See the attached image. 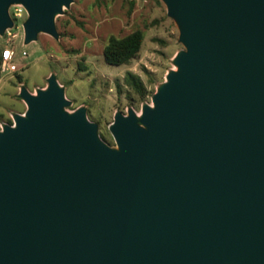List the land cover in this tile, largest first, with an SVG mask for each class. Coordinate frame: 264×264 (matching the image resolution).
Wrapping results in <instances>:
<instances>
[{"label": "water", "instance_id": "1", "mask_svg": "<svg viewBox=\"0 0 264 264\" xmlns=\"http://www.w3.org/2000/svg\"><path fill=\"white\" fill-rule=\"evenodd\" d=\"M73 0L27 11L59 36ZM185 47L144 104L98 135L55 75L0 130V264H264V0H161Z\"/></svg>", "mask_w": 264, "mask_h": 264}, {"label": "rangeland", "instance_id": "2", "mask_svg": "<svg viewBox=\"0 0 264 264\" xmlns=\"http://www.w3.org/2000/svg\"><path fill=\"white\" fill-rule=\"evenodd\" d=\"M14 8H9L12 20ZM26 18L25 14L14 18L11 35H0V51L12 45L17 68L12 74L0 73V130L9 120L13 124L16 113L26 110L18 96L20 89L36 93L46 87L50 75H55L70 102L65 110L71 113L85 108L87 118L98 125L99 137L118 148L109 130L115 114H127L131 108L138 114L144 104H151L153 93L167 73L177 68L175 55L185 49L179 42L178 26L161 0H73L55 17L57 38L39 33L28 44L24 42ZM138 29L144 33L138 57L128 65L106 63L103 49L109 36L122 37ZM126 71L139 75L146 83L149 92L143 101L128 98V90L122 85ZM150 77L156 79L153 84L148 83Z\"/></svg>", "mask_w": 264, "mask_h": 264}, {"label": "trees", "instance_id": "3", "mask_svg": "<svg viewBox=\"0 0 264 264\" xmlns=\"http://www.w3.org/2000/svg\"><path fill=\"white\" fill-rule=\"evenodd\" d=\"M143 40L144 33L139 29L122 37L115 35L109 36L107 44L103 49L106 63L114 66L130 64L135 58L138 57L142 48ZM145 72L150 75L148 70H145ZM19 78L21 79L20 76ZM155 81L156 79L154 77H150L148 83L153 84ZM122 85L127 88L128 98L132 101H143L149 92L143 79L131 71L125 72L122 79ZM118 88L119 90L121 89L119 82ZM9 124H12L11 120H9Z\"/></svg>", "mask_w": 264, "mask_h": 264}, {"label": "built area", "instance_id": "4", "mask_svg": "<svg viewBox=\"0 0 264 264\" xmlns=\"http://www.w3.org/2000/svg\"><path fill=\"white\" fill-rule=\"evenodd\" d=\"M14 11H13V22L14 18H21L24 14L27 15V11L24 8L22 4H14L13 5ZM14 27V24H13ZM7 28L6 29V34L11 35L10 30L13 28ZM23 56H26V52H22ZM16 57V53L14 50V47L12 45H5L1 51H0V73L1 74H12L16 72L17 68L14 63Z\"/></svg>", "mask_w": 264, "mask_h": 264}, {"label": "bare ground", "instance_id": "5", "mask_svg": "<svg viewBox=\"0 0 264 264\" xmlns=\"http://www.w3.org/2000/svg\"><path fill=\"white\" fill-rule=\"evenodd\" d=\"M173 69H175V70H176L177 68H173ZM138 115L140 116V113H138Z\"/></svg>", "mask_w": 264, "mask_h": 264}]
</instances>
